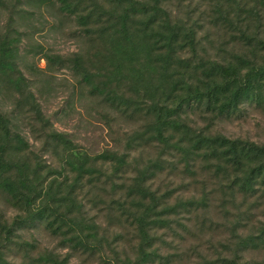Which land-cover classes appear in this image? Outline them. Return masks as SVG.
<instances>
[{"label": "rangeland", "instance_id": "rangeland-1", "mask_svg": "<svg viewBox=\"0 0 264 264\" xmlns=\"http://www.w3.org/2000/svg\"><path fill=\"white\" fill-rule=\"evenodd\" d=\"M69 1L75 13L63 9L61 0H0V43H8L7 60L13 65L7 74L0 67V111L27 144L12 157L36 169L45 183L69 184L74 174L62 170L67 148L53 137L62 135L73 150L91 159L115 152L127 155L128 163L120 179L110 183L100 176L94 187L87 184L78 191L81 207L73 215L95 226L94 249H75L69 236L55 235L43 224L16 226L23 214L0 190V264H49V256L66 264H136L140 238L132 222L121 217L117 202L129 206L127 186L145 169L146 185L161 198V207L170 209L150 233L147 250L156 254L145 264H264V195L244 197L230 189L225 172L214 164L155 141L146 89L110 75L115 58L108 22L120 14L119 5L114 0ZM257 1L233 0L220 9L213 0H162L172 20L196 34L197 56L184 51L181 60L193 66L198 59L223 63L249 56L241 33L249 28L264 35V1L261 6ZM86 15L84 26L79 18ZM76 56L79 65L73 63ZM85 74L104 88L103 94L94 91ZM109 93L125 103L113 104ZM177 119L191 131L264 145V108L253 104L242 105L229 118L187 110ZM181 136L175 133L172 143ZM95 165L103 174L109 170L101 161ZM3 228H11L8 239ZM247 239H254L257 248L245 246Z\"/></svg>", "mask_w": 264, "mask_h": 264}, {"label": "trees", "instance_id": "trees-1", "mask_svg": "<svg viewBox=\"0 0 264 264\" xmlns=\"http://www.w3.org/2000/svg\"><path fill=\"white\" fill-rule=\"evenodd\" d=\"M61 1L63 9L75 13L71 1ZM78 1L79 5H83L84 0ZM114 1L119 5L120 14L114 22H108L112 25L109 24L113 38L110 49L115 58L110 75L116 79L130 80L133 85L146 89L149 110L154 117L153 139L160 144H174L185 155L214 164L218 172H225L232 191L244 197H255L258 193L264 195V145L230 139L222 134L191 131L177 119L179 113L187 110L200 111L214 118H229L236 115L244 104L264 108V35L263 38L258 37L250 33L249 28L241 33L244 50L249 51V56L242 54L236 56L234 62L223 63L198 59V63L192 66L188 60H181L179 54L189 51L197 56L195 31L184 27L179 21H173L161 6L162 0ZM213 1L222 9L233 0ZM263 1L256 3L261 6ZM251 12L258 17L256 7ZM89 17L79 18L82 25L89 23ZM10 54L8 43H0V67L6 74L13 70V65L7 60ZM73 63L79 65L81 57L76 56ZM84 79L95 92L104 93V88L91 83L88 74L84 75ZM153 87L157 88L159 94L152 90ZM107 97L113 104L121 106L125 103L122 97L112 96L111 93ZM175 133H182L183 136L172 143ZM53 137L67 148L62 170L68 168L73 172L74 177L69 184L58 183L56 179L45 183L44 178L39 176L36 169L31 170L27 162L14 160L12 155L15 153L19 156L27 144L19 134L12 132L9 119L0 111V190L9 203L23 214L16 220V226L43 224L55 235L69 236L75 249H94L95 244L92 243L98 237L95 226H85L78 215H73V211L76 213L81 207L78 191L87 184L94 187V179L100 176L110 183L116 178L120 179L128 157L104 152L91 159L73 150L71 142L64 136ZM98 161L109 165V170L104 174L96 168ZM148 171H141L127 186L129 206L117 202L121 217L132 222L140 238L137 249L140 257L136 264H145L156 254L154 250H147L152 247L150 233L164 223V212L170 211L166 206L161 207V198L156 197L146 185ZM85 176L89 178L84 182ZM3 230L8 239L11 228ZM261 234L264 235V227ZM257 240L262 242V236ZM254 242V239H247L243 244L257 246ZM1 261L3 257L0 256ZM46 261L49 264H66L67 260L58 262L49 256Z\"/></svg>", "mask_w": 264, "mask_h": 264}]
</instances>
